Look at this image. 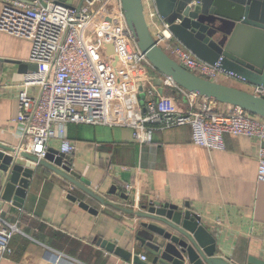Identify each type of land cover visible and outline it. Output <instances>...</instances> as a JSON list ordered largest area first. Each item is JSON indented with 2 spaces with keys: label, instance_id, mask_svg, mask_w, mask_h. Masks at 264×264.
<instances>
[{
  "label": "crops",
  "instance_id": "crops-1",
  "mask_svg": "<svg viewBox=\"0 0 264 264\" xmlns=\"http://www.w3.org/2000/svg\"><path fill=\"white\" fill-rule=\"evenodd\" d=\"M114 11L113 5L108 6L103 18L94 21L95 31L103 26L102 20L116 18ZM29 56V40L0 30V144L6 147L14 148L20 141L15 119L20 85L33 72ZM159 81L152 82L158 92ZM218 81L245 86L227 76ZM172 93L170 97L181 108L182 101ZM66 133L75 144L68 156L71 168L105 203L47 166L31 163L34 173L22 207L1 199L2 216L17 231L10 240V252L0 254V264H138L100 248V238L131 250L139 259L145 255L146 260L140 259L145 264H157L140 240L146 230L141 224L155 222L121 209L132 208L133 200L138 206L168 202L196 213L215 238L216 256L232 264H246L249 256L264 261V183L256 177L262 145L258 140L225 134L224 148L209 150L191 142L189 125L155 126L151 140L143 143L134 137L131 126L123 124L69 123ZM51 148H59L57 139ZM126 183L134 187L127 199L121 196Z\"/></svg>",
  "mask_w": 264,
  "mask_h": 264
},
{
  "label": "built area",
  "instance_id": "built-area-1",
  "mask_svg": "<svg viewBox=\"0 0 264 264\" xmlns=\"http://www.w3.org/2000/svg\"><path fill=\"white\" fill-rule=\"evenodd\" d=\"M0 2V30L29 40V60L37 65L18 91L15 121L19 124L20 141L14 147L18 159L20 152L43 159L56 139L57 150L69 156L75 144L67 138L66 126L80 122L131 126L141 143L151 140L155 126L164 129L182 125L191 127L193 144L209 150L223 149L225 134L264 142V118L190 92L159 74L127 28L120 0H81L70 5L53 0ZM142 4L157 44L179 65L210 80L218 81L221 76L238 79L249 88L247 91L264 98V86L246 83L222 69L220 58L208 63L181 44L158 15L154 0H142ZM110 5L115 8L116 18L102 20L103 26L95 31L94 21L101 20ZM109 43L114 53L107 55L105 46ZM133 67H137L138 78ZM154 78L160 80L161 93L152 83ZM138 82L144 92L142 102ZM166 87L179 96L181 108L171 94L164 93ZM257 161L256 177L264 183V145L258 150ZM133 189L129 183L122 187L127 196ZM134 201L131 206L138 210ZM2 211L0 196V254L4 255L10 252V240L17 227L4 219ZM140 259L146 260V256L140 255Z\"/></svg>",
  "mask_w": 264,
  "mask_h": 264
},
{
  "label": "water",
  "instance_id": "water-1",
  "mask_svg": "<svg viewBox=\"0 0 264 264\" xmlns=\"http://www.w3.org/2000/svg\"><path fill=\"white\" fill-rule=\"evenodd\" d=\"M46 1V0H44ZM68 4L69 0H53ZM158 15L168 24L173 36L195 56L208 63L219 58L220 67L242 78L246 83L264 86V0H154ZM124 20L139 50L161 75L172 79L184 89L221 103L239 106L264 118V98L246 89L210 80L179 65L157 44L147 24L142 0H120ZM107 55L114 53L112 44H106ZM26 66V65H24ZM30 66V65H29ZM33 71L37 65L32 62ZM134 76L139 77L137 67ZM160 84V81H159ZM141 100L144 92L137 83ZM162 92V88H159ZM142 102V101H141ZM264 145V142L262 143ZM24 164L15 157V149L0 144V196L22 207L30 179L32 164L44 165L64 177L75 187L89 193L105 203L85 185L87 180L71 168V161L64 153L49 148L43 159L26 152L19 153ZM32 163V164H31ZM4 180V184H2ZM121 196L127 199L126 194ZM75 200L74 197H72ZM80 205L88 206L80 201ZM143 222L146 228L141 240L154 255L157 264H232L225 257L216 256L215 238L200 217L189 209L182 210L168 202H149L139 209L121 208ZM95 212L94 209H90ZM97 244L107 252L123 260L145 264L137 254L120 247L114 242L98 239ZM246 264H264V261L249 256Z\"/></svg>",
  "mask_w": 264,
  "mask_h": 264
},
{
  "label": "rangeland",
  "instance_id": "rangeland-1",
  "mask_svg": "<svg viewBox=\"0 0 264 264\" xmlns=\"http://www.w3.org/2000/svg\"><path fill=\"white\" fill-rule=\"evenodd\" d=\"M243 89H247L249 90V88L245 85ZM165 94H173L172 93V89H170L169 87L165 88Z\"/></svg>",
  "mask_w": 264,
  "mask_h": 264
}]
</instances>
